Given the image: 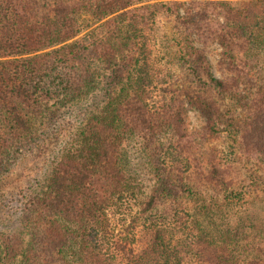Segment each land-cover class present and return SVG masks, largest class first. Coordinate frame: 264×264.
<instances>
[{
    "label": "trees",
    "instance_id": "1",
    "mask_svg": "<svg viewBox=\"0 0 264 264\" xmlns=\"http://www.w3.org/2000/svg\"><path fill=\"white\" fill-rule=\"evenodd\" d=\"M52 145L0 264H258L264 0H0V179Z\"/></svg>",
    "mask_w": 264,
    "mask_h": 264
},
{
    "label": "rangeland",
    "instance_id": "2",
    "mask_svg": "<svg viewBox=\"0 0 264 264\" xmlns=\"http://www.w3.org/2000/svg\"><path fill=\"white\" fill-rule=\"evenodd\" d=\"M235 1L244 3L250 0H234V2ZM172 26L173 23L166 17H163L160 21V34L164 36L163 34H166L167 32L170 33ZM196 44L207 54L214 74L217 77H222L223 66L220 63L221 46L216 42H210L207 45H204L201 42H196ZM188 124L191 130L199 128L203 124V118L197 111H189ZM230 142H232V139H229L225 133L220 138L213 140V144L223 152L226 150L227 144ZM49 147L27 155L10 173L0 179V226H2L4 222L10 221L11 215H14L16 209L15 204L18 202L20 193H25V191H27L25 189L28 185L31 182L33 183L34 180L43 173L47 163L53 155L52 152L57 149L56 145ZM252 165L253 164H250V166ZM261 167H263L262 172L264 174V165ZM256 212L263 220L262 224H264V202L257 205ZM258 264H264V257L258 262Z\"/></svg>",
    "mask_w": 264,
    "mask_h": 264
}]
</instances>
